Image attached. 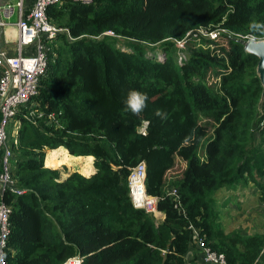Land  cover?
<instances>
[{"label": "trees", "instance_id": "1", "mask_svg": "<svg viewBox=\"0 0 264 264\" xmlns=\"http://www.w3.org/2000/svg\"><path fill=\"white\" fill-rule=\"evenodd\" d=\"M88 1L47 8L48 21L68 35L50 42L38 93L10 123L11 177L24 193L2 195L10 207L4 264L76 256L81 264H187L196 258L194 231L227 264H264V231L222 238L211 204L218 191L254 175L246 142L262 93L257 59L224 33L169 58L173 40L194 29L264 39V0ZM155 46L167 57L146 53ZM258 127L264 140L263 119ZM61 147L93 158L92 177L62 179L46 169V151ZM139 163L146 193L159 199V225L128 197Z\"/></svg>", "mask_w": 264, "mask_h": 264}, {"label": "built area", "instance_id": "2", "mask_svg": "<svg viewBox=\"0 0 264 264\" xmlns=\"http://www.w3.org/2000/svg\"><path fill=\"white\" fill-rule=\"evenodd\" d=\"M66 1L89 3L88 0H0V30L14 28L16 38L13 47H0V264H4L6 240L9 234L10 207L2 202V195L9 190L13 195L20 196L24 191L16 189L15 181L11 177L12 153L9 140V127L20 107L25 106L38 93L40 80L46 75L48 67L49 44L61 34L68 31L51 24L46 16L50 6H61ZM16 10V21L9 23L12 11ZM227 34L229 38L246 41H258L253 36L227 33L225 30L210 28L194 29L185 34L181 40L173 43L185 49L190 41L207 39L218 40L219 34ZM106 35L112 36L107 33ZM69 40H71L69 38ZM183 59L185 56L180 53ZM145 127L141 129L144 134ZM146 167L139 163L130 170L127 186L128 197L135 209L143 210L152 216H158V198L149 196L145 190ZM176 198L177 192L169 193ZM179 207L178 201L175 203ZM264 208V204L262 205ZM196 244L203 254L205 264H227L222 254L204 248L194 231ZM82 260L76 256L64 264H81Z\"/></svg>", "mask_w": 264, "mask_h": 264}, {"label": "rangeland", "instance_id": "3", "mask_svg": "<svg viewBox=\"0 0 264 264\" xmlns=\"http://www.w3.org/2000/svg\"><path fill=\"white\" fill-rule=\"evenodd\" d=\"M16 21V10L12 19H9V23H14ZM124 44L123 42L116 41V44ZM146 53L153 52L154 54H158L160 57H167V54L160 53L159 46L155 47H145ZM185 55V49H181L174 46V50L170 52L169 58L172 60H176V58H180L181 55ZM164 54V55H163ZM261 85V84H260ZM264 94V88H262V95ZM264 120V97L263 100H259V104L257 106V119L256 124L253 126L254 134L252 136L251 129L249 130V140L246 146L249 148L247 160H250V166L253 168L254 175L251 176L250 173L245 175L246 183L244 184H234L232 186L224 187L220 191H218L214 196H212L213 201L211 202L213 208L218 211L219 215L216 219V232H220L222 238L233 236L235 234H239L241 236H247L253 233H261L264 231V208L262 205L264 204V192L260 190L256 183L264 188V179L259 178L260 169L263 166L264 160V140L262 137H259L256 134V131L259 129L258 123L260 120ZM18 130V127H17ZM16 131V128L14 129ZM68 153V152H67ZM66 153L65 149L61 147L58 150L47 152V160L53 155H58L57 162L52 163V171H61L63 173L62 179H65L66 174L68 173V168L75 171H81L80 164L76 163V165L72 164V161L76 160V158L70 157ZM61 164V165H60ZM49 166V164H46ZM59 166V169H56ZM180 166V165H179ZM178 166V167H179ZM183 167V165H181ZM184 169V167L182 168ZM181 170V168H180ZM179 169H175L171 173H178ZM95 173V171H94ZM92 177V176H90ZM89 177V178H90ZM255 183H253V182ZM173 190H167L168 194ZM156 222V225H159L163 222L162 215L151 216ZM191 252L193 256L196 258L193 261H188L187 264H205L201 261L200 248L194 242H192ZM193 262V263H192Z\"/></svg>", "mask_w": 264, "mask_h": 264}, {"label": "crops", "instance_id": "4", "mask_svg": "<svg viewBox=\"0 0 264 264\" xmlns=\"http://www.w3.org/2000/svg\"><path fill=\"white\" fill-rule=\"evenodd\" d=\"M11 14H12V16L10 17V19H12L13 15L15 14V10H13ZM16 16H17V14H16ZM0 18H3L2 12H0ZM15 38H16V32H15L14 28L8 27V28H5L4 30H0V47H11L12 48L14 45V42H15ZM58 149H60V148H57L55 150H58ZM55 150H51V151H55ZM51 151H47V152H51ZM66 153H67V151H66ZM58 157L59 156L55 154L48 161L47 160V154H46L45 164H44L45 168L50 169V170L53 169L52 163L55 161L57 162ZM70 157H72V156H70ZM73 158H76V160L72 161V164H74V165H76V163L80 164L81 171H75V170H71V168H68V173H77L86 179H88L90 176H92L94 174V166H93L94 160H93V158H91V157H73ZM46 164H49V166H47ZM56 169H59V166ZM0 195H1V193H0ZM191 255L193 256V254H191Z\"/></svg>", "mask_w": 264, "mask_h": 264}, {"label": "water", "instance_id": "5", "mask_svg": "<svg viewBox=\"0 0 264 264\" xmlns=\"http://www.w3.org/2000/svg\"><path fill=\"white\" fill-rule=\"evenodd\" d=\"M232 41L236 44L241 45L246 54L251 55L257 59L256 77L258 78L261 87L264 88V39L246 42L239 39H233ZM263 97L264 94L262 95V98H260L261 101L263 100Z\"/></svg>", "mask_w": 264, "mask_h": 264}, {"label": "clouds", "instance_id": "6", "mask_svg": "<svg viewBox=\"0 0 264 264\" xmlns=\"http://www.w3.org/2000/svg\"><path fill=\"white\" fill-rule=\"evenodd\" d=\"M133 95L134 96H136V95H138V94H136V93H133ZM144 99V97H140V100L142 101ZM139 107H140V104L138 103V104H135V105H133V108H134V110H138L139 109ZM159 214V213H158Z\"/></svg>", "mask_w": 264, "mask_h": 264}]
</instances>
